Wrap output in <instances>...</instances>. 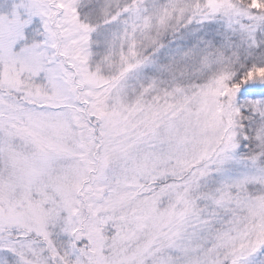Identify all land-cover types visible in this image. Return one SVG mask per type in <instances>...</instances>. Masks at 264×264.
Returning a JSON list of instances; mask_svg holds the SVG:
<instances>
[{"label":"snow or ice","instance_id":"obj_1","mask_svg":"<svg viewBox=\"0 0 264 264\" xmlns=\"http://www.w3.org/2000/svg\"><path fill=\"white\" fill-rule=\"evenodd\" d=\"M0 264H264V0H0Z\"/></svg>","mask_w":264,"mask_h":264}]
</instances>
